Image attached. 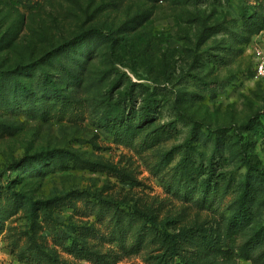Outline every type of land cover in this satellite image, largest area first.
<instances>
[{"label": "rangeland", "instance_id": "1", "mask_svg": "<svg viewBox=\"0 0 264 264\" xmlns=\"http://www.w3.org/2000/svg\"><path fill=\"white\" fill-rule=\"evenodd\" d=\"M258 64L264 0H0V264H264Z\"/></svg>", "mask_w": 264, "mask_h": 264}, {"label": "trees", "instance_id": "2", "mask_svg": "<svg viewBox=\"0 0 264 264\" xmlns=\"http://www.w3.org/2000/svg\"><path fill=\"white\" fill-rule=\"evenodd\" d=\"M210 33L211 34H216V33H219L220 31L217 30L216 28H211L209 29ZM222 32V31H221ZM213 61L215 63L219 62V59H217L216 57H213ZM232 228V225H229L228 228H227V232L225 234V238H224V241L227 242L228 238L230 237L228 235V232L231 230ZM260 230V229H257V231ZM252 247V239H249L247 240L245 243L242 244V246L240 247V252L242 255H247V253L249 252L250 248Z\"/></svg>", "mask_w": 264, "mask_h": 264}, {"label": "built area", "instance_id": "3", "mask_svg": "<svg viewBox=\"0 0 264 264\" xmlns=\"http://www.w3.org/2000/svg\"><path fill=\"white\" fill-rule=\"evenodd\" d=\"M256 75L258 77H264V65L258 64V67L256 69Z\"/></svg>", "mask_w": 264, "mask_h": 264}]
</instances>
